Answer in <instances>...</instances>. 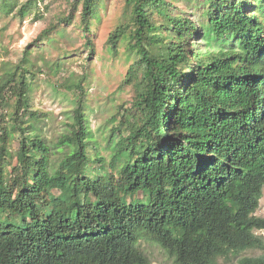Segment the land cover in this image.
Segmentation results:
<instances>
[{
    "label": "trees",
    "instance_id": "16d2710c",
    "mask_svg": "<svg viewBox=\"0 0 264 264\" xmlns=\"http://www.w3.org/2000/svg\"><path fill=\"white\" fill-rule=\"evenodd\" d=\"M67 1L68 15L0 71V264H153L143 242L175 264L249 250L263 253L228 264H264V0H185L202 21L176 0H126L106 45L114 57L126 46L120 87L131 99L101 131L107 155L82 86L56 144L31 105L42 69L30 50L77 12L96 53L103 0ZM38 2L0 0V9L26 17Z\"/></svg>",
    "mask_w": 264,
    "mask_h": 264
},
{
    "label": "rangeland",
    "instance_id": "374dc122",
    "mask_svg": "<svg viewBox=\"0 0 264 264\" xmlns=\"http://www.w3.org/2000/svg\"><path fill=\"white\" fill-rule=\"evenodd\" d=\"M26 1L19 0L21 4ZM176 2L180 8L191 9V14L202 21L195 6L185 0ZM103 3L100 19L93 27L95 55L89 56L80 26V13L77 12L72 23L60 26L53 39L33 47L29 60L42 69L33 80L31 105L39 112V125L48 143L56 144L69 131L71 112L80 93L78 86H82L90 130L98 139L102 153L107 155L101 131L118 104L131 99V88L122 90L120 86L132 60L127 57L125 45L119 57H114L106 45L109 34L127 18L126 0H103ZM68 13L67 0H39L26 17H21L18 11L8 15L0 9V71L4 63L11 66L22 61L27 45L51 22ZM57 65L60 69L56 68ZM256 215L264 217V193ZM258 234L264 236L262 232ZM141 247L153 264H175L174 259L156 243L143 242ZM262 253L249 250L230 262L220 260L219 264L235 263L241 257H258Z\"/></svg>",
    "mask_w": 264,
    "mask_h": 264
}]
</instances>
